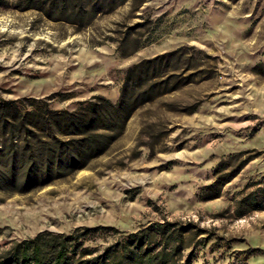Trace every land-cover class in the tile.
Here are the masks:
<instances>
[{"label": "rangeland", "instance_id": "obj_1", "mask_svg": "<svg viewBox=\"0 0 264 264\" xmlns=\"http://www.w3.org/2000/svg\"><path fill=\"white\" fill-rule=\"evenodd\" d=\"M63 1L0 0V105L129 115L82 169L0 187V245L168 220L190 264H264V0Z\"/></svg>", "mask_w": 264, "mask_h": 264}, {"label": "trees", "instance_id": "obj_2", "mask_svg": "<svg viewBox=\"0 0 264 264\" xmlns=\"http://www.w3.org/2000/svg\"><path fill=\"white\" fill-rule=\"evenodd\" d=\"M101 1L111 7L116 0H65L61 6L92 16L102 10ZM123 105V100L118 106L91 103L70 113H22L0 105V187L20 191L82 169L117 137L116 120L124 124L129 115ZM22 136L32 140L24 143ZM193 228L191 222L163 220L130 233L111 227L41 232L0 245V264H190Z\"/></svg>", "mask_w": 264, "mask_h": 264}]
</instances>
